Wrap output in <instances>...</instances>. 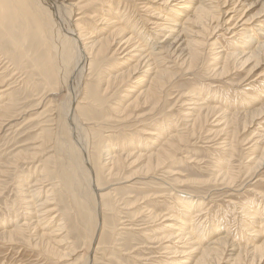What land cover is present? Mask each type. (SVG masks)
<instances>
[{"label": "rangeland", "instance_id": "374dc122", "mask_svg": "<svg viewBox=\"0 0 264 264\" xmlns=\"http://www.w3.org/2000/svg\"><path fill=\"white\" fill-rule=\"evenodd\" d=\"M78 1L76 0V2ZM119 1L126 6L130 13L133 12L128 16L131 17L134 14L132 20L138 19V16H143L141 11L134 13L137 4L143 6L144 3L149 4L151 1L162 0H108L109 3L106 4L110 7L118 6ZM232 1L237 2L238 0ZM232 1L230 0V4L233 3ZM81 2L80 8L85 6V10L96 9L100 12L104 10L102 0H81ZM251 3L252 6H250ZM263 4L259 3L258 0H241V5L237 4V8L242 9L243 7L245 9L242 18L246 16L253 19L264 8ZM150 5L151 8L155 9L162 7L158 3H150ZM76 9L78 8L76 7L74 10ZM9 14L7 17L9 16L11 25L9 24L10 21H7L9 23L2 28L1 32L4 36H0L2 37L0 44L4 48L0 46V51H3L0 53L1 56L3 55V57L0 56V63L2 62L1 67L6 72L5 81L10 82L6 83L7 87L5 86V88L7 90L4 88L2 95L4 96L3 101L6 100L5 102L11 107L3 119L4 121H1L4 125L0 129V234L13 231L16 226L21 227L23 224L28 228L23 227L26 228V231L22 228L23 240L21 241L7 242L0 239V264H83L82 255L86 252L88 237L78 222L71 198L60 182L55 168L56 156L53 154L54 140L52 139L58 97L52 98L51 96L54 94L52 92H57V90H52L57 88L55 87L57 85L55 84L56 78H53L51 72L50 62H48L50 47L34 32L35 28L31 21L28 20L27 24L25 19L15 17L12 12ZM85 18L81 21L82 24L86 25L93 32L94 36H92L95 37L102 26L95 20ZM14 24L15 29L13 28ZM241 24L242 22L238 26ZM250 24L239 27V30L242 28L248 30L251 28ZM8 28L9 30L13 29L15 33L12 30L7 31ZM218 31L216 36L210 37V43L215 44L214 48L220 47L217 52L238 48L239 44H231V41L237 38L239 40L241 37L239 34L242 31L238 33L239 31L234 30L235 34H228L223 29ZM249 34L258 35L255 31H250ZM10 35L14 36L10 37ZM113 46L115 45H111L109 50L114 48ZM203 49L205 51L204 56L198 60L196 69L192 74L180 73L178 77L181 78L173 82L171 89L173 96L168 95L172 99L168 100L169 97L166 96L160 109L154 110L152 106H146L129 110L127 111L129 113L127 119H120L116 115L115 109L118 104L127 101L125 89L131 85L134 76L119 85V88L113 87L109 89L108 93H100L104 86L101 80L102 73L99 71L103 72V69L107 71L110 69L109 66H112L111 70H113V66L119 64L120 59L118 58L121 55L120 57L118 55L97 61V68L93 66L95 74L93 73V77H87L85 80L83 88L86 90L83 92V97L87 98L84 100L87 103L78 108L76 114L80 118V122H83V127L88 128L91 157L100 184L107 191L111 188V191H108L109 195L103 196L102 199L104 229L98 242L95 264H172V258L169 259L168 250L165 249L171 244V242L165 243L169 228L164 229V226L175 224L174 220H178L182 224L188 221V218L183 215L184 210L180 207L181 203L178 200L183 198H187L183 199L184 201L194 200L196 203L199 200V202L205 203L201 207V212L196 211L199 213L196 221L199 234H196L202 241L200 245L209 246L216 237H226L227 233H229L228 241L234 244V249L237 250L245 247V245L246 247L249 246V249L253 245L262 244L264 240V160L261 161L263 165L260 168L251 164L250 161L256 156L261 157V154L258 150L248 149L249 146L246 145L247 139L252 137L257 128L264 129V119L260 117L254 119L250 123H253L251 126L247 125L245 131L242 130L238 134L236 152L230 163L221 165L218 163L226 152L220 150L216 145L219 143L217 139L220 136L218 138L213 137V132L210 130L215 131L217 127H212L213 123H209L205 125L206 127H198L194 135L188 137L189 141L182 143V150L167 160L163 166L156 168L154 164L152 171L147 175L148 177L145 176L146 174L136 175L141 165L136 167L127 164L120 170L115 168L113 175L110 176L111 179L106 175L104 176L106 173L101 170L104 153L107 149L111 151L120 150L119 152H121L122 146L127 143L130 144L133 140H138L135 144L136 147H139L140 144V146H144L147 144L145 141L147 138L143 139L146 137L143 132L157 126L158 120H163L162 125L166 124L168 117L173 119L174 125L183 123L181 101L187 98V93L191 90L210 84L213 86L210 91L218 92L217 96H221L224 100L221 106H224L227 111L233 110V114L237 113L239 108H244L245 97H243L242 92L246 93L247 97L248 95L249 97L256 95L257 90L264 92V87H261L264 86V65L260 64V67L255 68V72L253 71L249 75L248 80L246 78L248 70L246 71L244 68L239 70L235 67H232L219 79L212 80L207 73V68L213 62L211 55L213 52L205 50L206 47ZM253 79L255 80L253 81ZM251 81L254 86H257L255 89L251 86H245L249 82L252 83ZM261 82L262 85L259 84ZM170 88L164 92L165 95ZM51 90L52 92L49 93ZM8 99L9 101H7ZM257 106L259 107V105ZM155 113L157 119L153 122ZM108 146L109 148H106ZM253 152L255 153L252 154ZM229 165L232 168L233 179L221 182L220 172H218L219 166L227 168ZM30 189H35L39 196ZM43 195L50 197L48 206H50V210L53 208L54 211H51L50 215L41 216L42 213H35L41 201L46 199ZM26 201L29 202L26 204ZM36 202L37 204H35ZM51 204L53 205L51 206ZM183 205L189 206L188 203H183ZM31 206L35 212L32 211ZM244 207L249 210L246 211ZM196 213L193 211L189 215L193 217ZM252 214H255L256 221H259L256 222V227L252 224L253 220H249ZM36 215L40 217V225H37L36 220L39 217L36 218ZM248 217L249 221H247ZM54 220L55 222H53ZM48 222L50 223L48 224ZM27 223H30V226ZM177 224L179 225V223ZM59 225L60 228L64 227L62 235L56 236L58 240L64 242L61 246L55 248L54 244L51 243L54 249L47 251L46 246L38 245V247L36 245L37 241L32 236L33 233H48L58 229ZM44 228L46 229L45 232L43 231ZM189 233L194 232L190 230ZM189 237V234L185 235L177 242L178 239L175 235L169 236L171 240L175 239L173 242L176 243L175 246L177 247L179 245V247L189 246ZM35 241L36 243H34ZM231 250L232 247L226 246L222 258L218 262L213 261L214 264L232 263L233 254L237 252L234 253L235 250ZM91 251L94 249L92 248ZM246 254H243L247 262L245 264H264V258L262 263L258 260L252 263L250 261L251 256Z\"/></svg>", "mask_w": 264, "mask_h": 264}, {"label": "bare ground", "instance_id": "6f19581e", "mask_svg": "<svg viewBox=\"0 0 264 264\" xmlns=\"http://www.w3.org/2000/svg\"><path fill=\"white\" fill-rule=\"evenodd\" d=\"M258 1L259 3H264V0ZM81 3V0L78 2H76V0H0V36H2V28L9 23H7V21H10L9 24L11 25V20H9L7 14L12 12L15 17L25 19L27 24L28 20L31 21L35 28V31H33L47 43L48 47H50L48 62H50L51 72L53 78H56L55 84L57 85L55 86L57 88L52 90H57V92H52L51 90L49 93H54L51 95L52 98L57 96L59 100H57L56 104L58 105L55 107L57 109L55 113L57 114L56 116L54 115V134L52 139L54 140V144L52 145L54 150L53 154L56 156V174L67 190L71 198L70 200L76 210L78 222L85 230L88 237L86 252L82 255L83 264H95L98 242L102 230L104 229V208L102 206V199L103 196L109 195L108 193L111 191V188L108 192L107 189L103 188L100 184L98 173L91 157L88 128L83 127V122H80V118H78L76 114V110L87 103L84 101L87 100V98L85 99L83 97V92L86 90L83 87L87 77H91L95 72L93 66H96V62L100 59L106 60L108 57L118 55L120 57L121 55V57L118 58L120 59L119 64L113 66V70H111L112 66H109L110 69H107V71L103 69V72H100L98 70L99 73H102L101 80L104 86L100 93H108L109 89L113 87L117 88L128 80V78L134 76V78L131 77L134 79L133 81L130 80L132 81L131 85L127 86L125 89V97H128V99H126L127 101L123 100V104H118V107H116V109L114 108L116 110V115L120 117V119H127L129 117L127 111H131L132 109H139L146 106H152L154 110L160 109L166 96H173V94H171V89L173 88L172 84L176 79L181 78L180 76L178 77V75L180 73H185L186 75L192 74L196 69L198 60L204 56V47H206L205 50L213 52L211 54L213 56V62L207 68L210 79H219L230 71L232 67H235V69L239 70L242 68L246 71L248 70L246 76L248 80L249 75H251L255 68L260 67V64L264 65V8L252 19L246 16L242 18L245 9L243 7L242 9L237 8V4L241 5V0L233 2L232 4H230V0H162L150 2L158 3L162 6L161 9L151 8L150 3H144L143 6L142 4H137L134 13L141 11L143 12V16H138V19L134 18L131 20L134 14L131 17L128 16L133 12L130 13L121 1H119L118 6L110 7V5L106 4L109 3L108 0H102L104 9L102 12L96 9L91 11L85 10V6H81L80 8ZM244 4L245 2L243 5ZM250 6H252V3ZM74 7L78 9L74 10ZM85 17L95 20L102 26L95 37H93V32L90 31L86 25L82 24L81 21ZM241 22L242 24L238 26ZM249 23H251V28H248V30L245 28L239 30V27L247 26ZM15 27L14 24L13 28L15 29ZM219 29H223L228 34L234 33V30L239 31L238 33L242 31V33L239 34L242 37H240L241 39L239 38L238 40L237 38L231 41V44H239L238 48L231 49V51L217 52L220 47L214 48L215 44L212 45L210 43V37H214V35L219 32ZM10 30L13 31V29ZM10 30L8 28L7 31ZM250 31H255L258 35L249 34ZM126 32L128 33L126 34ZM11 36L14 35H10V37ZM39 36L37 37L39 38ZM2 37H0V39ZM6 37L8 38V36ZM111 45L115 46L109 50ZM0 46L3 48L1 44ZM1 52L3 51H0V53ZM1 57H3V55ZM102 60L101 62H103ZM1 63L0 129H2L4 125L1 121H4L5 115L9 109L11 110L10 105L5 102L6 100L3 101V89L6 83L10 82L5 81L6 72H4L3 67H1ZM48 69L50 70L49 67ZM254 80L255 79H253V81ZM259 84L262 85L263 83L261 82ZM245 86H251L254 89L257 87L254 86L253 82H249V84ZM211 87L213 86L205 84L198 89L188 92L187 98L181 101L183 105V110L181 111L183 123L181 122L179 125H174L173 119L168 117L166 124L162 125L163 120H158L157 126L143 132L144 136H146L143 139L145 140L147 138L145 140L147 144L144 146H140V144L139 147H136L135 144L138 140H133L130 144H124V149L122 146V153L119 152L120 150H104L103 163L101 164V170L106 173L104 176H112L115 168L120 170L127 164L128 166L135 165L136 167L141 165L136 175L146 174L145 176H147L152 171L154 164L156 168L163 166L167 160H170L179 150H182V143L189 141L188 137L194 135L198 127L202 128L209 123L215 125H212V127H217L215 131L212 129L210 130L213 132V137L218 138V136H220V138L217 139L219 143L216 145H218L220 150L226 152L218 163L220 165L223 163H230L236 152L237 137L240 131H245L247 125L251 126L253 123H250L254 119H258L259 117L264 119V92L257 90V94L250 97L248 95L249 98L246 96V93L244 94V92H242L243 97H245V102L243 101L244 108H239L237 113L233 114V110L227 111L224 106H221L224 100H222L221 96H217L218 92L213 93V91H210ZM261 87L264 86L262 85ZM168 88L170 89L165 95L164 92ZM5 89L7 90V88ZM170 99L172 98L169 97L168 100ZM220 100H222V102H220ZM7 101H9V99ZM229 103L231 104L232 102ZM257 105H259V107ZM227 107L228 105L226 109ZM55 108L54 111H56ZM156 119L155 113L153 122H155ZM180 126L181 128H179ZM256 130L252 137L247 139V142L244 141L246 145L249 146L248 149L251 148L252 151L258 150L260 152L259 154H261V157L256 156L250 161L255 167L260 168L263 165L262 160H264V129L261 130V128H257ZM106 148H109V146ZM254 153L255 152L252 154ZM219 168L218 172H220L221 182L233 179L230 165L227 168L221 166H219ZM32 187L34 188V186ZM30 190L32 191L33 189ZM33 192L36 193L35 189ZM48 195L45 197L43 195L46 199L42 200L39 204L38 207L40 209H35V212L31 206L33 209L32 211L36 214L38 212L42 213L41 216L51 213L53 208L51 210L49 209L50 206L48 205L50 203L48 201H50V197ZM37 196L39 195L37 194ZM189 198L191 197L189 196ZM183 199L178 200L181 203L180 207L184 210L183 215L188 218V221L182 224L180 221L174 220L175 224L164 226V229L169 228V232L167 231L168 234L165 232L168 238L169 236L175 235L176 239H178L177 242L185 235L189 234L190 236L188 240L189 246L184 247H179L180 245L178 247L175 246L176 243L173 242L175 239L171 240L170 238H165V243L171 242V246H166L165 249L168 250L169 259L172 258V264H211L213 261L218 262L220 258H222L221 256L226 246L232 247V250H235L234 253L237 252L233 254L234 258L230 264L247 263L246 258L244 259L243 257L244 253H247V256H251L250 261L252 263L256 262V260L262 263L264 258V240L261 245H253L249 249V246L246 247V245L243 248H239V246L237 250L234 249L235 245L228 241L229 233H227V236L225 235L226 237H216L213 242H210L211 244H209V246L204 247L200 245L202 241L199 240V235L196 234L198 233L196 221L199 213H196V211L201 212V207L205 203L199 202V200L195 203L194 200L184 201ZM27 202L29 201H26V204ZM37 202L35 204H37ZM183 203H188L189 206L185 207ZM35 204H33V206L36 207ZM52 205L53 204H51V206ZM26 207L28 208V206ZM248 210L249 209H246V211ZM193 211L196 215L192 217L189 214ZM254 215L252 214L250 219L248 217L247 221L253 220L252 224L256 227V222L259 221H256ZM38 217L39 216L36 218ZM36 221L37 225H40V217ZM50 222H48V224ZM53 222H55V220ZM33 223L35 224V222ZM177 223H179V225ZM29 224L30 223H27V225ZM60 225L58 229H53L54 231L48 233H33L32 236L37 241V243L36 241L34 243H36L37 246H46L47 251L54 249L51 243L54 244L55 248L61 246L64 242L56 238V236L62 235L64 227L62 226L60 228ZM23 227L27 226H25V224L21 225V227L16 226L15 230L0 234V239L7 242L23 240ZM189 229L194 233H189ZM44 230L46 229L44 228L43 231ZM92 248L94 251H91ZM191 254L194 255L190 256Z\"/></svg>", "mask_w": 264, "mask_h": 264}]
</instances>
